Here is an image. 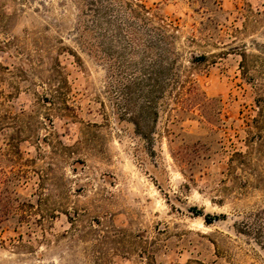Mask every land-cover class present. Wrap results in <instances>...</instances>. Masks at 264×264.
Segmentation results:
<instances>
[{"label": "rangeland", "instance_id": "374dc122", "mask_svg": "<svg viewBox=\"0 0 264 264\" xmlns=\"http://www.w3.org/2000/svg\"><path fill=\"white\" fill-rule=\"evenodd\" d=\"M134 2L203 101H169L154 152L117 125L78 0H0V264H264V0Z\"/></svg>", "mask_w": 264, "mask_h": 264}, {"label": "trees", "instance_id": "16d2710c", "mask_svg": "<svg viewBox=\"0 0 264 264\" xmlns=\"http://www.w3.org/2000/svg\"><path fill=\"white\" fill-rule=\"evenodd\" d=\"M78 11L83 45L107 66L108 95L117 125L123 131L131 125L138 142L154 152L160 136L156 131L158 122L170 107L169 101L181 111H193L194 105L203 104L195 96L193 104L190 102L196 81L191 76L181 77L175 43L168 30L173 27L171 22L164 14L134 0H78ZM205 57L192 56V62L204 61ZM170 118L175 120L176 113ZM172 155L177 159L173 151ZM18 204L21 219L27 218L25 211L31 204ZM203 218L209 224L219 216L205 214Z\"/></svg>", "mask_w": 264, "mask_h": 264}]
</instances>
